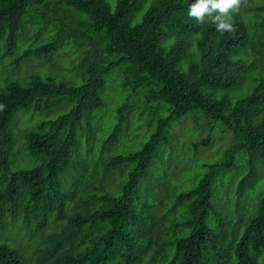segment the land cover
Wrapping results in <instances>:
<instances>
[{"label":"trees","instance_id":"16d2710c","mask_svg":"<svg viewBox=\"0 0 264 264\" xmlns=\"http://www.w3.org/2000/svg\"><path fill=\"white\" fill-rule=\"evenodd\" d=\"M150 2L137 20L146 0H118L115 12L107 0H0V67L7 59L17 67L22 56L49 59L67 44L84 49L75 66L82 86L39 74L0 85V237L12 221L29 239L27 247L0 240V264H264V186L253 182L264 168V6L255 8L253 31L233 14V30L221 34L188 16L195 0ZM32 15L46 23L35 35L46 41L19 54ZM115 71L124 101L90 167L104 127L101 91ZM63 104L66 112L27 131L29 163L13 170L19 112ZM135 113L149 122L130 140ZM194 113L236 140L220 163L201 166L205 174L195 173L194 156L211 138L189 143L187 155L170 136ZM82 143L85 181L66 188ZM183 158L192 162L180 170Z\"/></svg>","mask_w":264,"mask_h":264},{"label":"rangeland","instance_id":"374dc122","mask_svg":"<svg viewBox=\"0 0 264 264\" xmlns=\"http://www.w3.org/2000/svg\"><path fill=\"white\" fill-rule=\"evenodd\" d=\"M107 2L110 6L111 11L115 12L118 5V0H107ZM150 5V0H146L144 9L137 15V20L142 19L144 12L147 11ZM261 6H264V0H247L246 6H241L240 11L234 14L239 15L240 18L246 22L250 30L253 31L255 23L261 16L255 11V8ZM27 19L28 21L26 24L24 36H21L22 38L20 39V43L18 45L20 47V49L18 50L19 54H22L21 52H23V50L25 49H28L31 45L32 47H37L42 41H46V36H43L45 33H42L39 38H35V35L40 31L39 28L45 26L46 23L44 22V20L38 18L35 15H32ZM21 34L22 33H20V35ZM195 49L197 50L196 44ZM83 52L84 49L77 48L76 45L73 44H67L66 46L61 48L58 53H56L49 59L40 60L32 56H22V58L25 59L23 60V63L17 67L10 65L8 63L10 62V59H7L5 61L6 67L5 65L4 68L0 67V85L5 86L6 82L15 79L19 80L20 82L26 83L29 81L32 75L39 74L41 76H52L59 79L63 78L73 85L82 86L84 83V76L78 69H76L75 66H77V63L80 61V57ZM190 60L191 58L188 57L187 60L182 64V66L188 67ZM116 72L117 71L111 73L108 76L106 88L101 91L102 98H104L106 101V107L102 111L104 113V115L102 116V122L104 124V127L106 128L99 126V128H97V130L95 131L96 135L92 143V154L90 159L92 163L90 164V167L94 166L95 161H97L98 159V145L102 142V138L105 136V134L108 133V130H110L111 128V123L114 119V117H112V114L116 117L117 107L124 101L119 87L115 85V82L117 83V81H115L117 76ZM120 76L121 80L118 85L123 88L125 74L121 73ZM114 86H116V88H113ZM128 91L131 92V90ZM132 104H136V101H132ZM66 109L67 105L63 104V106L58 105L48 112H19L18 119H16V121L11 125V128L13 130L12 133L15 138V147L11 159V168L13 170L24 168L29 163L27 154L23 150V142L25 141V134L27 133V131L35 128L41 122L57 118L59 115L64 113ZM99 113H97V115ZM164 116L165 114L155 115V118L158 119ZM150 119H152V116H150ZM134 120H136L138 123H136ZM145 121L146 115L139 117L137 113L132 114L130 119L131 126L126 137L128 139H130V136L131 138L133 137L137 140L140 139V137L145 134ZM182 121V124L180 122L175 124V130L170 135L172 137L173 145L177 148L178 153L181 152L188 155L189 152L187 151L189 149V143L200 142L209 137L211 138L210 146L200 149L194 156L196 158L193 164L195 173L198 171V168H201V166L205 163H220L223 160L224 155L236 143L235 137L232 133L226 131L220 124H210V122L205 119L202 113H194L188 115ZM146 122H149V120ZM154 128L155 121H152L151 129ZM86 151L87 148L85 147V143H82L81 147L77 150V153L74 157L72 167L68 171L67 175L63 178V184L66 186V188L72 186L74 178L85 181V179L83 178L85 168L83 167L87 164L85 156ZM242 156L243 155L238 156L237 163L241 161ZM191 158L190 161L188 158H183L182 160H180V170L187 168L186 166H184V164L192 162ZM200 173L205 174L206 169L201 168ZM218 174L220 177L219 181H221V179L224 178L225 174L221 171ZM231 176L232 175L228 174V180H230ZM119 181L120 176L112 175L109 182L112 184H117ZM253 182L259 188H262L264 186V168H262L260 173L258 172L257 175L253 177ZM230 192L231 195L235 194V192L233 191ZM251 193L255 194L254 192ZM216 200L217 198L214 199L215 203ZM234 202L235 200L232 199V202L228 201L226 204L228 207L232 208L234 213H236V203ZM7 223L8 226L11 227L7 228V232H5L2 237H0V240L5 239L6 241H9L11 243L15 242L19 247H27L29 239L26 236V233L21 231V225H13L12 221H9ZM1 229L2 227L0 224V230ZM35 242L36 240H33V243Z\"/></svg>","mask_w":264,"mask_h":264},{"label":"clouds","instance_id":"9594fccd","mask_svg":"<svg viewBox=\"0 0 264 264\" xmlns=\"http://www.w3.org/2000/svg\"><path fill=\"white\" fill-rule=\"evenodd\" d=\"M246 4L247 0H195L188 7V16L197 23L210 22L215 25L217 32L223 34L233 30V14Z\"/></svg>","mask_w":264,"mask_h":264}]
</instances>
